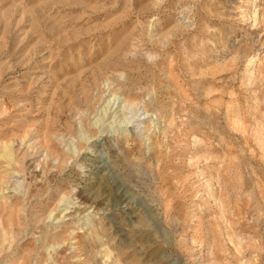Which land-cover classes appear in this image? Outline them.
Returning <instances> with one entry per match:
<instances>
[{"label":"rangeland","instance_id":"1","mask_svg":"<svg viewBox=\"0 0 264 264\" xmlns=\"http://www.w3.org/2000/svg\"><path fill=\"white\" fill-rule=\"evenodd\" d=\"M105 249L264 264V0H0V264Z\"/></svg>","mask_w":264,"mask_h":264},{"label":"bare ground","instance_id":"2","mask_svg":"<svg viewBox=\"0 0 264 264\" xmlns=\"http://www.w3.org/2000/svg\"><path fill=\"white\" fill-rule=\"evenodd\" d=\"M105 63V62H104ZM85 93V92H84ZM88 93V92H87ZM82 99V98H81ZM124 100V99H123ZM127 103V102H126ZM125 102H123L122 101V108H124V107H126V104ZM128 107H130L131 108V106H129V105H127ZM125 109V108H124ZM86 110H88V109H86ZM88 112V111H87ZM129 112V111H128ZM146 113V112H145ZM137 127V126H136ZM137 128H139V127H137ZM101 186H102V188L104 189V190H109V184H108V182L105 180V181H103V183H101ZM110 191V190H109ZM101 255H103L102 257H104L105 258V261L107 262V261H110L111 262V264H118L117 263V261H112V258H111V253L109 252V250H107V249H105V250H103L102 251V253H101Z\"/></svg>","mask_w":264,"mask_h":264}]
</instances>
